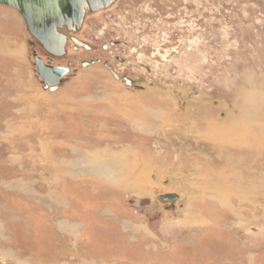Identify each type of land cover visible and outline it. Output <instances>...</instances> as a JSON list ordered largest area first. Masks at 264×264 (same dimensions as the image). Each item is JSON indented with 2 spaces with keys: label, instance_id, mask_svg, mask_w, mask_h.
Returning <instances> with one entry per match:
<instances>
[{
  "label": "rangeland",
  "instance_id": "374dc122",
  "mask_svg": "<svg viewBox=\"0 0 264 264\" xmlns=\"http://www.w3.org/2000/svg\"><path fill=\"white\" fill-rule=\"evenodd\" d=\"M81 38L46 87L0 6V264H264V0H118Z\"/></svg>",
  "mask_w": 264,
  "mask_h": 264
},
{
  "label": "water",
  "instance_id": "95a60500",
  "mask_svg": "<svg viewBox=\"0 0 264 264\" xmlns=\"http://www.w3.org/2000/svg\"><path fill=\"white\" fill-rule=\"evenodd\" d=\"M118 0H0V6H8L19 12L30 36L51 56L66 52L69 41L85 46L74 35L78 33L87 17L110 9ZM37 76L46 87L62 84L70 69L45 64L34 55ZM162 202H176L177 194L159 196Z\"/></svg>",
  "mask_w": 264,
  "mask_h": 264
},
{
  "label": "flooded vegetation",
  "instance_id": "af4514ba",
  "mask_svg": "<svg viewBox=\"0 0 264 264\" xmlns=\"http://www.w3.org/2000/svg\"><path fill=\"white\" fill-rule=\"evenodd\" d=\"M109 10V9H108ZM102 11H100V12H97L96 14H94L95 16L96 15H98L99 13H101ZM94 15H92V16H90V17H87V19H90V18H93L94 17ZM84 28H85V22H84V24H83V27H82V29L78 32V33H76L74 36L79 40V41H81V42H83L84 44H86V47L85 46H78L75 42H73V41H69L68 42V44H67V48H66V52H65V54L64 55H61V56H51L50 54H48L43 48H41V46L38 44V46H40V48L43 50V52L45 53V54H47L49 57L46 59V61L43 59V61H44V63L45 64H50L51 62L50 61H52V65L53 66H56V67H63V68H69L70 69V73H69V75L71 74V72H72V62H68V64L66 65V66H64V65H61V64H59L57 61H55V59L56 60H62V59H64V58H66L67 56H69L70 55V53H71V51H74V52H78V51H84V52H91V51H93V46H91V44H89L88 42H86V41H84L82 38H81V35H82V33H83V31H84ZM112 45L111 46H115L117 43H111ZM32 46L34 45L33 43L31 44ZM110 47H109V45H107V44H105V45H103V49L104 50H108ZM37 55V54H36ZM40 57V56H39ZM91 64H93L92 63V61H84V62H82V65L84 66V65H91ZM107 67L111 70V67L109 66V65H107ZM69 75H67L66 77H65V79L69 76Z\"/></svg>",
  "mask_w": 264,
  "mask_h": 264
},
{
  "label": "crops",
  "instance_id": "0c3cea01",
  "mask_svg": "<svg viewBox=\"0 0 264 264\" xmlns=\"http://www.w3.org/2000/svg\"><path fill=\"white\" fill-rule=\"evenodd\" d=\"M4 20H8V18L7 19H4ZM2 22V21H1ZM4 22H2V24H3ZM3 25H5L4 26V28L5 27H8L7 26V24H3ZM103 169V168H102ZM70 179H74L75 180V178H73V177H71ZM74 180L73 181H71V183H74ZM74 185H76V184H74ZM70 187L69 188H71L72 187V184L71 185H69ZM76 188H77V186H76ZM77 190V189H76ZM79 193V190H77V194ZM61 195L63 196V195H67V194H65V191L63 190L62 192H61ZM76 198V199H78L77 198V195H73L72 193H70V196H69V198ZM93 207L95 208L96 207V209L99 207L98 206V202L96 203L95 202V206L93 205ZM86 211H87V209L86 208H84ZM62 210L63 211H66V212H69V214H72V215H76V216H74V217H71V219H73V221H75V222H77L76 220H81L82 221V219L84 218V216L83 215H81V213L79 212V210H78V208H77V206L76 205H74V204H71L70 203V206L69 207H65V208H62ZM85 211V212H86ZM102 211H103V209H102ZM101 211V212H102ZM99 213L98 215H96L95 216V220H89V219H86L87 221H86V223H84L83 224V226H84V228L85 227H87V228H89V227H91V225L92 226H95V225H98L96 222H99L98 220L99 219H101L100 218V215L102 216V213ZM77 214H78V216H77ZM104 216V215H103ZM98 218V219H97ZM85 219V218H84ZM131 220V219H130ZM132 221V220H131Z\"/></svg>",
  "mask_w": 264,
  "mask_h": 264
},
{
  "label": "bare ground",
  "instance_id": "6f19581e",
  "mask_svg": "<svg viewBox=\"0 0 264 264\" xmlns=\"http://www.w3.org/2000/svg\"><path fill=\"white\" fill-rule=\"evenodd\" d=\"M26 55V54H25ZM36 70H37V68H36ZM135 124V123H134ZM253 125V124H252ZM139 128V127H138ZM141 128V127H140ZM234 134V133H233ZM258 136V138H259V135H257ZM208 137V136H207ZM232 140V139H231ZM260 140V139H259ZM262 141V140H261ZM262 144V143H261ZM47 149V148H46ZM111 151V150H110ZM118 153V152H117ZM121 154V153H120ZM110 155V154H109ZM104 156V155H103ZM107 156V155H106ZM114 156H115V154H114ZM120 157H121V155H120ZM119 157V158H120ZM98 158V157H97ZM121 160V159H120ZM123 160V159H122ZM91 161V160H90ZM102 161V160H101ZM121 162V161H120ZM89 163V162H88ZM99 165V164H98ZM93 167V166H92ZM124 167V166H123ZM86 168V167H85ZM95 168H97V166H95ZM123 170V169H122ZM121 170V167H119V165L116 167V168H114L113 169V171H102L101 170V172L99 171V172H97L98 174H99V176L101 177V178H103L104 180H106L108 183H115L116 182V178H115V175L118 173L119 174V172H121V173H124L123 171ZM204 178V177H203ZM119 180V179H118ZM116 184V183H115ZM118 184H119V182H118ZM118 184L116 185V186H118ZM120 185V184H119ZM220 197V196H219ZM67 223V222H66ZM71 224V226H68L67 224V226H68V230H70V232L71 233H73V235L77 232V230H78V226L76 225V224H72V223H70ZM65 225V226H66ZM67 228V227H66ZM80 230V229H79ZM76 235V234H75ZM74 235V236H75Z\"/></svg>",
  "mask_w": 264,
  "mask_h": 264
}]
</instances>
